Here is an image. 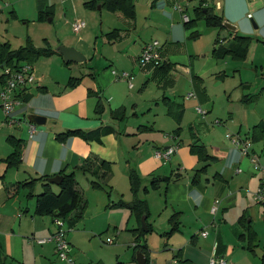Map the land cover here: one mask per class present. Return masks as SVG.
Listing matches in <instances>:
<instances>
[{"label":"crops","instance_id":"obj_1","mask_svg":"<svg viewBox=\"0 0 264 264\" xmlns=\"http://www.w3.org/2000/svg\"><path fill=\"white\" fill-rule=\"evenodd\" d=\"M134 1L136 18L128 19L120 12L123 27L114 28L119 29L117 36L112 39L108 37L107 40L104 34L107 31L102 33L105 41L120 50L116 57L112 59L104 47L98 57L95 52L90 54L89 44L86 42L90 28L86 24L82 37L76 40L64 39L61 42L84 53L87 56L85 61L68 63L62 54L56 52L49 56L51 59L48 67L40 65L35 68L36 83L20 91V102L11 115L20 120L19 125H9L7 116L0 109V164H6L4 159L14 150L9 143V136H15L23 144L20 164L12 167L6 165L0 169V192L6 197L4 190L9 184L43 175L52 177L63 172L74 173L76 187L83 195L85 207L82 219L70 228L72 230L82 224L88 206L78 175H95L97 171L101 173L98 164L102 159L109 161L112 172H115L122 161L123 171L128 175L131 170H136L145 186L152 179L159 180L157 188L148 192L146 199L141 198L148 202L150 213L147 223L152 230L155 229L157 218L153 223L149 220L153 212L159 209L158 214L164 216L161 233H167L171 240L182 239L180 246L173 245V261L167 264H180L182 261H187L188 264H211L214 256L224 258L228 264H259L262 254L258 259L251 257V253L248 255L246 242L240 236L249 226L254 229L251 225L253 219H247L250 209L253 208L254 212L264 216V203L256 205L254 200L261 174L253 169L250 157L242 155L237 147L227 145L223 148L213 140H205V135L215 134L213 129L204 134L202 132L205 127L211 128L207 122V114L214 107L213 95L203 84L204 78L194 74L192 55L187 51L183 52L186 39L193 32L199 31L195 26L186 27L174 0ZM195 1L198 3L191 9L190 4H187L186 14L190 15L189 10L193 11V8L196 10L203 5L216 6L219 2L220 6L216 7V11H221L218 13L225 20L237 25L240 34L253 36L251 20L255 19L264 40V0ZM139 4L147 7L143 27L138 23ZM219 33L217 28V34ZM152 40L161 41L164 61L172 65L169 72H163L153 65L139 68L138 58L143 47ZM258 46L257 43L252 44L251 48H255L252 58H255ZM122 54L130 57V61L126 62L125 55ZM177 68H185L189 73L188 77H176L173 70ZM114 69L129 72L133 76V85L130 86L127 80L115 76ZM134 80L137 81L136 84ZM182 80L188 82L189 86L185 93L177 90L178 81ZM152 86H157L155 92L150 91L153 90ZM192 91L196 97H187ZM198 106L207 107L205 116L197 112ZM38 116L45 117L44 123L37 122ZM29 121L37 126L32 136L28 132ZM70 129L80 130L87 137L73 135L59 139L60 133ZM162 132H165L164 136L161 135ZM245 136L252 138L250 134ZM175 144L179 147L168 161L156 156L157 151ZM193 144H203L208 157H198L191 150ZM252 151L258 157L261 156L255 147H252ZM215 163L217 166L213 168ZM241 164L245 165V170L241 168ZM86 165L91 169L83 170L82 167ZM204 166L206 167L202 169ZM167 177L170 178L168 181L165 180ZM53 188L58 191L59 187L54 184ZM42 189V183L38 181L34 192L38 193ZM151 192L160 195L158 208ZM26 196L27 194L25 199L29 201L24 208L20 203L22 200L18 202L15 199L16 195L9 196L8 199L0 196V255L4 256L2 264H12L7 262V257L13 256V252L11 247H5L6 241L11 243L13 238L30 232L33 237L46 238L57 229L50 216L48 218L35 213V198ZM216 199L220 200V205L214 214L212 207ZM127 210L130 218L137 221V225L131 228L134 230L140 223L128 208ZM173 217H177V229L168 233ZM17 220L18 232L10 226ZM82 228L84 229L83 225ZM204 231L208 232L207 236L202 234ZM67 238L74 264H111L91 251H81L83 242L75 233L69 234ZM114 243L113 239L112 244ZM33 244L37 247L33 248V256L28 260L22 257L21 264H64L57 257L55 259V253L50 248L41 247L44 245L35 240ZM179 251V257L175 258V253ZM118 261L119 259L114 264ZM132 262L137 264V255ZM150 264L155 262L151 259Z\"/></svg>","mask_w":264,"mask_h":264},{"label":"rangeland","instance_id":"obj_2","mask_svg":"<svg viewBox=\"0 0 264 264\" xmlns=\"http://www.w3.org/2000/svg\"><path fill=\"white\" fill-rule=\"evenodd\" d=\"M188 3L191 9L198 1L196 3L195 0L192 2L180 0V4L183 6L184 11ZM41 8H48L50 12L49 15H44L42 17L40 15ZM192 10L193 11L189 10V17L196 16L194 12L195 9L193 8ZM146 12L147 7L143 4H139L138 23L140 27H143L145 24ZM216 12L218 13L221 11L217 10ZM119 13L118 11L113 12L105 8H103L101 12H99V9L86 8L83 0H0V40L4 42L8 41L12 49H19L22 46H26L29 41H31L34 46L41 49H57L59 46L64 45L61 44L64 39L76 40L82 37L81 34L84 29L81 33L77 34L73 31L72 27L75 21L82 20L85 21L88 28H90L86 37V42L89 44L91 52L90 54L95 52L98 57L104 47L106 53L108 52L107 54L113 59L117 56V53H120V50L115 48L114 44L105 41L103 36L105 34L108 40L106 33H111L116 27H123ZM181 19L182 22H184L182 17ZM251 21L254 27V35L251 36L252 42L245 59H233L229 55L225 57L217 56L214 53V49L219 47L216 42V38L218 37L217 28L207 25L204 19H197L194 25L199 31L198 36L192 37L190 35V38L186 39V43L183 45V52L187 51L192 55L191 59L194 63V74L201 75L204 78L202 81L203 84L210 94L213 95L212 100L214 107L213 110L207 114V122L211 128L205 127L202 129V132L204 134L208 130L213 129L215 134L205 135V140H207V142L213 140V142L220 144L222 147L224 146L223 148L227 145L234 146L226 137L228 133L236 135L240 132L243 136L246 134L252 136L254 134V126L264 123V40L260 36L261 30L258 27L259 24L257 21L255 19ZM105 31L107 32L102 35ZM253 43L259 45L258 49L255 51V58H252L254 54L252 51L255 50V48H251ZM82 54L86 56L84 53ZM122 55L121 58L123 61ZM49 59L51 58L47 55L40 56L35 61V68L40 65L48 67ZM125 60L129 62L130 57L125 55ZM138 66L140 68V65ZM116 70L121 71L118 69ZM173 74H175L176 77L180 75L185 78L186 76L188 77L189 73L185 68H177L173 70ZM133 82L136 84L137 81L134 80ZM188 88V82L183 80L181 82L178 81L177 90H179V92L185 93L188 91ZM152 89L153 90L150 91L155 92L157 86H152ZM160 96L163 97L162 94H160ZM246 98L249 99L244 101ZM202 108L206 111L208 110L206 106H202ZM0 109L4 114L1 103ZM217 120H221V124H217ZM213 123L218 127H213ZM164 133L162 132L161 135L164 136ZM223 142L226 145L223 144ZM252 147H255L258 155H261L259 157L260 162L264 164V138L252 140ZM4 164L5 163H2V165L0 164V169L7 165ZM118 165L119 167H116L115 172L113 170L104 180L97 175H91L89 173H80L78 175L77 179L84 188L85 196L88 199V206L84 213L82 224L75 229H70L67 234L72 235L75 233L76 237L83 242L81 251H91L96 256L104 257V260L109 261L111 264H114L117 259H119L122 264H135V262H132V259L135 257V235L131 228L137 225V221L136 219L134 220V218H130L129 212L125 206L119 205L121 201L126 203L130 202V200L134 198V191L132 190L129 174L127 175L123 171L122 161ZM216 166L217 164L215 163L213 168ZM241 168L245 170V165L241 164ZM94 180L100 181L101 187H95L93 185ZM142 185L145 186L143 183ZM144 188L145 187H141L137 193L139 198L142 197L146 199V194L153 190L151 189L146 192ZM4 192L6 197L3 192H0V196L8 199L9 194L7 192V187ZM37 192L39 193L40 191ZM25 193L28 196L27 189H21L15 197L18 202L22 200L20 203L23 208L29 201L25 199ZM123 193H125V195ZM153 193L151 192L152 199H155L158 203V208L161 198L156 192ZM18 209H20V207H18ZM158 212H160L159 209L155 210L153 216L150 217L149 222L153 223V220L156 218L157 221L154 225L155 229L146 234V240L150 248L149 254L152 261H154L155 264H167L173 261V253L171 251L173 245L178 244L180 246L182 239L172 238L171 240V236L167 235V233H161V230L164 228L161 224L164 220V216L158 214ZM47 217L49 218V216ZM250 218L253 219L251 225L257 231V244L259 245L256 246L255 253L250 250L246 253L248 255L251 253V257L258 259L263 253L264 246V216L262 214H257L252 208L249 211L247 219ZM54 223L53 221V224ZM54 225L57 228V225ZM10 226L18 232L19 220L11 223ZM64 229L68 230L67 223H65ZM67 234L66 237L68 236ZM42 238L45 237H33L30 232L13 238L11 243L6 241L5 247H11L13 252V256L7 257V262L21 264L20 261L22 257L26 258V260L31 258L33 256V248H37L33 244L34 240L40 244L42 243L40 242ZM108 238L114 239L115 243L108 244L106 242ZM90 240H92V242H90ZM42 245L44 246L41 247L50 248L55 253V259L57 257L58 260H62L55 251V242L42 243ZM15 254H17L16 257ZM3 259L4 256L0 255V264H2ZM51 261H53V259ZM46 263L49 262L46 261ZM64 264L67 263L64 261ZM85 264H87V262H85Z\"/></svg>","mask_w":264,"mask_h":264},{"label":"trees","instance_id":"obj_3","mask_svg":"<svg viewBox=\"0 0 264 264\" xmlns=\"http://www.w3.org/2000/svg\"><path fill=\"white\" fill-rule=\"evenodd\" d=\"M108 9L113 12H121L128 19L136 18V5L134 0H84V6L86 8L98 10V6ZM215 6H199L196 8L195 13L196 16L190 18L189 21L184 22L187 28H192L197 19H204L207 25L217 27L220 31L218 37L216 38V42L219 45L218 48L214 49V53L219 57H225L227 55L231 56L233 59H245L250 44L252 42V37L240 34L236 31H229L228 35L221 39L220 34L224 29L223 21L225 20L224 16L220 13H217ZM40 15L43 17L44 15H49L48 8H41ZM119 29H114L111 33L107 34L111 39L113 36H117ZM198 33L195 31L191 34L192 37H196ZM58 52L54 48H46L41 49L29 41L26 46H22L19 49H12L11 45L8 41L4 42L0 40V86H3L6 83V77L4 74V67H18L23 63H31L35 64V61L42 55L50 56L54 53ZM5 65L3 66V64ZM71 63V62H68ZM163 72H169L172 68V65L169 63L166 64L164 61L161 65L157 66ZM73 80H71L70 84H72ZM249 98L244 99L246 101ZM99 106V104H98ZM174 114V112L172 111ZM175 115V114H174ZM252 135V140H257L264 138V123H260L254 126V131ZM73 135H81L84 137V133L80 130L70 129L66 132L60 133L58 135L59 139L63 140ZM9 143L14 148L13 152L4 159L7 166H18L21 162V151L23 148L22 141L17 139L15 136H9ZM191 150L198 155V157L205 159L208 157L206 148L203 144H193ZM99 169H101V173L95 172L99 178L103 179L112 173L111 163L105 159L99 161ZM89 163V162H88ZM204 166L202 169H204ZM83 170L91 169L89 166L82 167ZM63 179L61 183L58 185V191H55L53 186L54 184L49 181V175H43L39 178H32L29 180L18 181L7 186V192L10 197H14L17 193L20 192L21 189L28 190V197H34L36 201L35 213L37 215H46L50 216L53 221L56 219H62L65 223L68 224V231L76 222H79L83 216V209L85 207V200L80 190L76 187V179L74 173L67 174L63 172ZM130 182L132 185V190L134 191V199L131 202L121 201L119 205L125 206L128 208L138 219L139 226L135 228L133 231L135 232V257L138 252H142L145 254L147 258V264H150V254H149V246L146 240V234L152 230V227L149 223H147L148 230H145L142 227L141 219L144 215L149 216V205L145 199L139 198L137 193L141 189V187H145L144 190L147 192L151 189H156L158 186V179H152L149 186H143L142 180L136 170H131L129 173ZM167 177L165 180H169ZM38 181L42 183V191L39 193L34 192V187ZM93 185L95 187H101V183L98 180L93 181ZM176 218V219H175ZM177 217H173L171 219V229L168 233H173L177 229ZM246 242L245 248L250 250L251 252H256L257 244V233L256 231L249 226V229L243 233L241 236ZM179 252L175 253L174 257H179ZM116 264H122L118 261ZM180 264H188L187 261H182ZM264 264V252L260 257V263Z\"/></svg>","mask_w":264,"mask_h":264},{"label":"built area","instance_id":"obj_4","mask_svg":"<svg viewBox=\"0 0 264 264\" xmlns=\"http://www.w3.org/2000/svg\"><path fill=\"white\" fill-rule=\"evenodd\" d=\"M176 9L182 12V18L184 22L190 20L188 14L185 13L183 6L180 4V0H174ZM219 2L216 3L215 7H219ZM73 31L79 34L85 27L86 22L79 20L75 21L72 24ZM164 62V58L162 55V45L158 40H152L145 44L143 47L142 53L138 58V63L140 67H147L150 65L159 66ZM6 83L0 87V103L4 110L5 115L7 116V123L11 126L19 125L21 122L18 119L12 117V113L15 107L20 102V91H23L26 87L33 85L37 81V76L35 73L34 64L31 63H23L18 67L14 68L11 66H6L3 69ZM115 76H118L124 80H127L130 86L133 85L132 80L133 76L126 71H117L113 70ZM187 97H196L194 91L190 92ZM197 112L205 116L206 111L201 107H197ZM217 124H221V120L216 121ZM37 130V126L34 122L29 121L28 123V132L29 135ZM226 137L232 142V144L237 147L242 155L249 156L253 169L261 174L260 185L258 189L254 192V200L256 203H264V164H261L259 157L252 151V139L248 136H243L241 134H227ZM179 145L175 144L169 146L165 150H160L156 152V156L158 158L164 159V161H168L171 156L177 151ZM240 171V169H238ZM220 205V200L216 199L214 205L212 207V212L216 214ZM55 224L57 225V229L54 233L49 235L46 238L40 240L42 243L55 242L56 244V252L58 256L66 261L69 264H74L72 258L70 257L71 246L70 242L67 240L66 234L68 232L67 229H64L65 222L62 219H56ZM204 236L208 235L207 231L202 232ZM109 244L113 243V239L109 238L107 240ZM217 245V244H216ZM215 245V246H216ZM211 264H228V262L224 258H220L214 256L211 258Z\"/></svg>","mask_w":264,"mask_h":264},{"label":"water","instance_id":"obj_5","mask_svg":"<svg viewBox=\"0 0 264 264\" xmlns=\"http://www.w3.org/2000/svg\"><path fill=\"white\" fill-rule=\"evenodd\" d=\"M98 9H101V6H98ZM223 27L224 29L221 31L220 37L221 39H224L229 31H236L238 30V26L232 23L229 20L223 21ZM60 54L63 55V58L66 62H83L86 60V56H84L80 51H78L75 47H68L65 45L59 46L56 49ZM5 63L3 64V66ZM36 120L38 123H44L45 117L44 116H38L36 117ZM63 179V175L56 174L52 177H49V181L53 184L59 185ZM147 216L144 215L141 219L142 227L145 230H148L147 228ZM137 264H147V258L144 253L138 252L137 253Z\"/></svg>","mask_w":264,"mask_h":264}]
</instances>
